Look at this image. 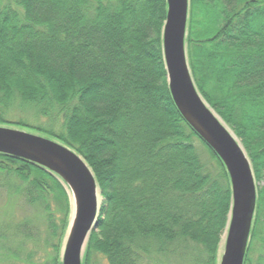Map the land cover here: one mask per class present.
<instances>
[{
    "label": "trees",
    "instance_id": "trees-1",
    "mask_svg": "<svg viewBox=\"0 0 264 264\" xmlns=\"http://www.w3.org/2000/svg\"><path fill=\"white\" fill-rule=\"evenodd\" d=\"M166 7V0H0V122L74 150L100 191L82 264L98 254L108 264H152L189 244L199 256L187 264H218L229 177L171 98ZM185 43L196 89L250 160L256 206L243 264H251L253 240L261 251L255 264H264V0H189ZM16 108L32 118L11 117ZM0 189L42 219L37 225L27 213L12 233L0 226V264H61L71 212L61 179L0 153Z\"/></svg>",
    "mask_w": 264,
    "mask_h": 264
},
{
    "label": "water",
    "instance_id": "water-1",
    "mask_svg": "<svg viewBox=\"0 0 264 264\" xmlns=\"http://www.w3.org/2000/svg\"><path fill=\"white\" fill-rule=\"evenodd\" d=\"M166 5L162 52L171 98L186 123L221 160L229 177L231 209L218 264H243L256 206L257 184L251 163L238 138L195 87L185 43L189 0H166ZM0 153L35 163L64 183L71 212L60 261L82 264L101 204L98 185L84 159L54 139L3 126Z\"/></svg>",
    "mask_w": 264,
    "mask_h": 264
},
{
    "label": "rangeland",
    "instance_id": "rangeland-1",
    "mask_svg": "<svg viewBox=\"0 0 264 264\" xmlns=\"http://www.w3.org/2000/svg\"><path fill=\"white\" fill-rule=\"evenodd\" d=\"M21 115L24 117L29 116L30 118H32L31 117L32 112L28 111L25 108H18V109L16 108L15 110L13 109V112L10 114L11 117H18ZM0 126L25 130V131L37 134L42 137L52 139V137L46 132L29 130L28 128L17 127L12 124L2 123V122H0ZM199 147L200 149L203 150L201 146ZM263 183H264V179L259 184H263ZM8 186H10V184H8ZM7 192H8L7 189H0V226H8V232L12 233L13 231L11 228H9V226H13L19 220L18 219L19 217H22L26 215L27 213L31 214L30 216L33 219L35 217L37 225L41 224L42 219L40 218L38 213L35 212L34 208L31 209L27 207L28 205L26 206V203L23 202L22 198H16V199L14 197L7 198L6 197ZM224 236H225V233L222 234L221 241L218 246V260L222 253ZM9 240L15 241L16 239H9ZM198 254H199V251H197L194 245L189 244L185 249L184 248L181 249V252L178 254V256L165 255V257H163L162 255L161 256L158 255L159 257L157 261H154L152 264H187V261H186L187 257L191 256L192 258L194 257L197 258L199 256ZM260 254H261V251L259 249L258 243L257 241L253 240L251 244V250L249 252V259L251 261V264H255L256 259ZM91 264H108V263L103 256L98 254V255L92 256Z\"/></svg>",
    "mask_w": 264,
    "mask_h": 264
}]
</instances>
